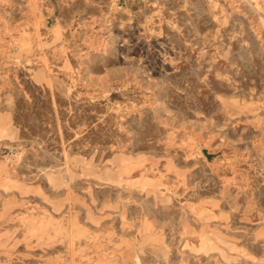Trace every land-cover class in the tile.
<instances>
[{
    "label": "rangeland",
    "instance_id": "rangeland-1",
    "mask_svg": "<svg viewBox=\"0 0 264 264\" xmlns=\"http://www.w3.org/2000/svg\"><path fill=\"white\" fill-rule=\"evenodd\" d=\"M0 264H264V0H0Z\"/></svg>",
    "mask_w": 264,
    "mask_h": 264
}]
</instances>
